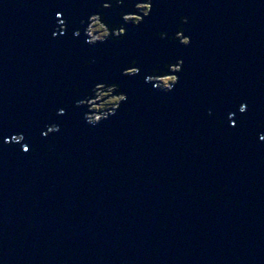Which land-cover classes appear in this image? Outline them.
Segmentation results:
<instances>
[{"label": "water", "instance_id": "1", "mask_svg": "<svg viewBox=\"0 0 264 264\" xmlns=\"http://www.w3.org/2000/svg\"><path fill=\"white\" fill-rule=\"evenodd\" d=\"M97 2L0 0V264H264V0H154L123 41L91 48L72 33ZM181 15L190 45L156 37ZM133 57L141 73L121 76ZM170 58L185 63L165 94L143 77ZM97 77L129 99L89 126L72 89ZM18 132L29 151L4 143Z\"/></svg>", "mask_w": 264, "mask_h": 264}, {"label": "clouds", "instance_id": "2", "mask_svg": "<svg viewBox=\"0 0 264 264\" xmlns=\"http://www.w3.org/2000/svg\"><path fill=\"white\" fill-rule=\"evenodd\" d=\"M154 0H99L95 5V11L91 12L87 17L79 19V27H76L72 33L73 37L79 38L83 36V42L91 48H97L98 45L111 43L119 44L127 35L128 24L139 26L144 22L146 17H149L153 11ZM117 8L120 20L118 22L110 21L106 15L105 9ZM57 17L62 16V12L57 11ZM189 22L186 15L179 17V22L176 25V30L169 34L167 31H157L156 37L161 40H169L176 42L179 45L188 46L192 42V37L186 35L187 29L185 25ZM59 27L54 28L51 35L56 38L59 35L67 33L68 21L67 19L58 20ZM119 56L120 52L117 50L114 53ZM93 61L87 59L81 64V68L91 65ZM183 58H170L168 60H158L153 67L144 70V82L150 84L153 89L162 93H170L176 89L179 83V74L184 68ZM142 68L138 58L130 59L126 66L121 69V76H137L141 73ZM73 92L77 93V98L73 101V106L82 108L83 120L89 126H97L102 122L108 120L113 115L117 114L122 104L129 99L128 92L122 88L120 82L114 79L105 77H97L89 87L83 92L80 90V84L73 86ZM60 107L55 109L56 115H64L66 108ZM247 101H243L239 105V112L245 113L247 111ZM211 113V110H209ZM235 112L229 111L226 118H222L220 123H224L225 119L229 127H234L236 121L233 117ZM245 117L241 116V123H244ZM258 128H264V121L257 123ZM46 129V130H45ZM60 125L56 122L46 123L41 129L40 134L47 137L52 133L59 132ZM259 141L264 142V132L257 133ZM23 138V139H21ZM25 135L23 132L13 134L9 137H4V143L16 142L22 145V150L27 152L30 150L27 144H24ZM51 151V148L48 149ZM224 190L228 189V185L223 186Z\"/></svg>", "mask_w": 264, "mask_h": 264}, {"label": "snow or ice", "instance_id": "3", "mask_svg": "<svg viewBox=\"0 0 264 264\" xmlns=\"http://www.w3.org/2000/svg\"><path fill=\"white\" fill-rule=\"evenodd\" d=\"M21 139H23V138H21Z\"/></svg>", "mask_w": 264, "mask_h": 264}]
</instances>
